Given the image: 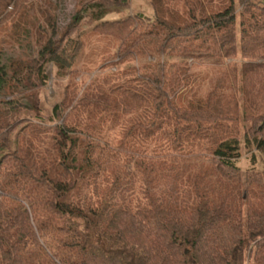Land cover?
<instances>
[{
	"label": "trees",
	"instance_id": "16d2710c",
	"mask_svg": "<svg viewBox=\"0 0 264 264\" xmlns=\"http://www.w3.org/2000/svg\"><path fill=\"white\" fill-rule=\"evenodd\" d=\"M29 2L0 0V26L22 18ZM150 5V19L103 20L130 0H93L84 10L94 31L121 41L101 69L129 66L73 96L67 113L54 107L57 153H40L47 128H20L33 116L17 118V107L37 113L32 97L18 106L0 100L7 105L0 107L4 264H264V178L248 171L245 198L238 166L243 142L264 154V0ZM41 15L56 36L51 9ZM74 31L49 38L27 65L8 68L0 52V98L31 83L34 71L36 86L46 85L49 65L65 67L64 42L76 44L74 53L81 48ZM199 61L223 77L206 93L193 71ZM27 69L28 79L19 78ZM110 124L125 127L123 139L99 142L96 133ZM46 162L58 171L50 174ZM135 177L141 195L134 198L127 185ZM85 188L91 193L71 199Z\"/></svg>",
	"mask_w": 264,
	"mask_h": 264
},
{
	"label": "rangeland",
	"instance_id": "374dc122",
	"mask_svg": "<svg viewBox=\"0 0 264 264\" xmlns=\"http://www.w3.org/2000/svg\"><path fill=\"white\" fill-rule=\"evenodd\" d=\"M92 1L93 0H32V4L29 2L31 5L27 6L22 18L19 16L11 18L0 26V52L2 60L8 68H10L12 64L27 65L31 61L38 59L42 47L46 44L47 40L49 38H54V41H57L63 37L70 27L71 30H75L73 34L70 35V38L75 40L78 39L81 42V48L75 53L76 44L74 42H64L63 46H65V52L62 57L65 58L67 62L61 65L65 67L58 68L49 65L47 67L49 80L46 85L36 86L37 74L34 71L31 77V83L25 81L18 89H14L13 91L7 89L4 96L0 98V100H5V102L14 100L16 106H18V104H29L31 102V100L28 101L29 98H33V107L37 109V113L35 111H25L23 108L17 107L16 116L19 119L33 116L31 121H27V123L24 122L20 125V128L27 124L40 128L44 127L50 131L44 136V143L41 146L40 153L43 157H47L48 153L56 152L57 141L55 138H58V136L52 128L58 124L60 118H57V120L52 119L54 107L60 105L62 110L67 113L70 110V105H72L73 96L81 97L84 93L91 92V90L87 91V89H94L101 83L105 75L117 70L122 71L129 66V64H124L119 68L107 66L101 69L103 65L113 60L112 58H114L115 54L119 51L121 41L112 36L94 31L96 22H90L92 12L84 11ZM41 8L51 9L52 15L57 23L56 36L52 35V30L49 29V26L44 21L41 15ZM86 10H88V8ZM80 11H84L83 20L79 25L74 26V19ZM138 15L148 19L153 16L150 0H130L129 8L109 13L103 20H120L128 16ZM44 36L45 38L43 40ZM203 62L204 61H199V65L195 67L193 71L197 72L198 75L202 77L203 80L201 83L204 84V87L201 88V92L206 93L214 81L220 86L223 77L218 67H209L207 63ZM62 63H64V60ZM28 72L29 70L27 69L19 78L28 79ZM10 76H13L12 71ZM125 80L126 78L122 77L120 82ZM0 107L7 108V105H5V103H0ZM37 115L45 121V124L42 125L40 124V120L35 119ZM86 117H88V114H86L84 118ZM85 124H87L86 121ZM102 130L101 134L99 132L96 133L98 141L102 143L109 141L112 144H116L123 139L125 127L110 124L106 127L103 126ZM255 151V148H253V150L248 149L245 146V142H243L241 159L238 166L240 168L239 174L242 176V191L245 198L247 197V189L249 187V183L246 181L248 171L251 168H255V171L260 173L258 176L264 178V154ZM254 153L257 156L256 165H253L251 160ZM125 164L126 163L123 162L121 165ZM126 166L129 171H134V164H127ZM47 168L52 175L59 169L52 167L48 163ZM35 173L39 174L41 171L37 168ZM137 178L138 177H135V180L132 182L133 184L130 182L127 185L130 188L128 194L132 197L134 196V198L141 195V187ZM101 180L102 178L100 177L99 182H101ZM102 183L103 182L100 184L102 185ZM262 183V190L264 192V179ZM103 186L105 187L106 185L103 184ZM85 189L84 191H77L74 194V198L71 199L80 201L87 192L91 193L90 189ZM0 264H4L1 250ZM247 264H252V262Z\"/></svg>",
	"mask_w": 264,
	"mask_h": 264
}]
</instances>
